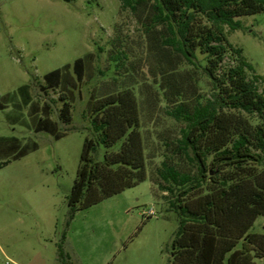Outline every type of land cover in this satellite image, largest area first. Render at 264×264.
I'll return each instance as SVG.
<instances>
[{
	"label": "rangeland",
	"instance_id": "rangeland-1",
	"mask_svg": "<svg viewBox=\"0 0 264 264\" xmlns=\"http://www.w3.org/2000/svg\"><path fill=\"white\" fill-rule=\"evenodd\" d=\"M120 5V0H0V163L10 162L0 170V264L172 262L178 216L169 211L166 193L153 180L163 161V139L178 138L184 126L167 115L173 105L163 96V50L153 55L143 19L128 12L119 15ZM239 20L242 29L225 27V34L254 67L248 79L258 76L256 85L264 93V14ZM118 50L125 58L116 72L110 57ZM90 54L84 79L73 92V121L62 124V91L46 92L40 86L45 75L73 67ZM166 54L189 98L212 95L201 69L171 51ZM229 64L227 58L224 66ZM130 84L141 109L147 179L94 206L73 210L68 201L90 135L92 103L118 85ZM33 105L39 110L50 106L62 138L35 131L44 115H32ZM34 144L35 151L14 159ZM263 226L264 217H259L254 232H264Z\"/></svg>",
	"mask_w": 264,
	"mask_h": 264
},
{
	"label": "trees",
	"instance_id": "trees-1",
	"mask_svg": "<svg viewBox=\"0 0 264 264\" xmlns=\"http://www.w3.org/2000/svg\"><path fill=\"white\" fill-rule=\"evenodd\" d=\"M120 3L119 15L128 12L143 19L153 55L163 50V96L173 105L167 115L184 126L178 138L163 139V161L152 179L166 193L169 211L178 216L171 264H264V232L253 230L257 219L264 217V93L256 85L258 76L248 79L254 67L224 30L242 29L240 18L264 14V0ZM167 50L202 70L211 84L209 98L188 97L176 79L177 68L167 61ZM90 56L45 75V85L40 86L46 92L62 91L58 114L62 124L73 121V92L84 79ZM124 58L123 50L110 57L116 72ZM227 58L231 64L224 66ZM113 81L118 83V77ZM132 84L118 85L92 103L90 135L68 201L73 210L94 206L147 179L146 139ZM30 111L44 115L36 132L56 139L64 136L50 118L49 105L42 110L33 105ZM36 149V144L25 147L14 159ZM9 163H0V170Z\"/></svg>",
	"mask_w": 264,
	"mask_h": 264
},
{
	"label": "built area",
	"instance_id": "built-area-1",
	"mask_svg": "<svg viewBox=\"0 0 264 264\" xmlns=\"http://www.w3.org/2000/svg\"><path fill=\"white\" fill-rule=\"evenodd\" d=\"M151 214H152V216L154 215V212L153 211H151Z\"/></svg>",
	"mask_w": 264,
	"mask_h": 264
}]
</instances>
